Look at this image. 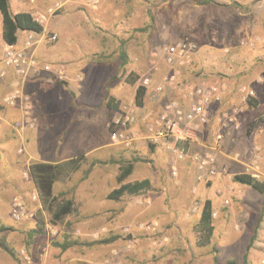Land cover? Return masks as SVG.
Masks as SVG:
<instances>
[{
  "label": "rangeland",
  "instance_id": "rangeland-1",
  "mask_svg": "<svg viewBox=\"0 0 264 264\" xmlns=\"http://www.w3.org/2000/svg\"><path fill=\"white\" fill-rule=\"evenodd\" d=\"M234 2L243 6L236 8ZM10 9L13 14L29 12L44 26L41 34L18 33V46H25L32 38L38 42L37 59L51 66V72L40 74L66 81L65 61L88 57L97 62L103 56L99 53L106 48L112 52L107 54L110 67L106 73L114 75V82L125 85L130 75L138 77L136 85L128 88L132 100L140 78L149 77L155 89L175 73L164 59L166 47L185 39L195 42L196 55L191 63L180 67L176 84L167 86L159 96L152 88L148 91L156 103L154 115H140L135 101L119 103L135 111L133 129L142 135L135 145L149 147L146 126L168 101L182 97L190 85L213 82L225 86L219 108L222 110L215 111L209 123L213 136L224 114L235 113L239 125L228 141L236 138L239 144L230 153L241 158L245 147H251L245 161L259 156L264 165V129L252 132L250 124L259 122L264 127V0H213L207 5L194 0H10ZM2 34L0 13V49L5 44ZM53 35L57 36L55 43L45 41ZM121 45L127 53L122 65ZM57 88L70 95L66 87ZM94 88L98 86L92 85V105L98 104L105 93ZM14 90L0 89V111L12 108L5 104V98ZM249 91L255 92L254 99L259 97L258 107L250 112L244 101ZM95 113L100 114V119L85 116L75 120L72 115L73 122L67 125L62 153L66 157L80 154L88 158L56 182L55 194L60 201L73 200L76 209L58 222L44 212L42 234L30 236L40 223L37 214L43 208L30 175L33 160L14 166L7 158L0 159V226L7 228L0 233V240L15 254V258L11 257L0 246V264H264V197L233 182L235 175L245 172V166L224 165L221 171L226 169L227 173L217 175H222L224 184L215 188V178L207 183L198 181V168L191 157L179 159L165 147L172 161L166 177L154 164L148 165L149 155L142 153L136 163L137 175L120 183L119 175L129 165L124 157L132 147L114 144L110 134L115 150H94L106 138L102 112ZM108 113L113 119L118 115L117 110ZM21 119L12 123L13 130L22 131L16 128ZM54 130L38 138L40 142L31 140L28 147L37 158L63 159L62 153L43 147ZM257 137H262L263 144ZM19 152L23 154V150ZM215 157L217 164L216 153ZM181 161L190 162L188 172H183L185 164L181 168L176 165ZM145 178L153 180L151 191L109 199L110 193L122 184ZM207 200L217 206L213 209L214 233L210 243L201 245L203 236L198 225ZM17 203L24 209L20 218L14 214ZM115 236L119 239L113 243L76 246L67 251L53 245L66 237L91 243Z\"/></svg>",
  "mask_w": 264,
  "mask_h": 264
},
{
  "label": "crops",
  "instance_id": "crops-1",
  "mask_svg": "<svg viewBox=\"0 0 264 264\" xmlns=\"http://www.w3.org/2000/svg\"><path fill=\"white\" fill-rule=\"evenodd\" d=\"M20 36L18 34V43L20 44ZM125 43V42H122ZM6 43L0 49V55L3 51V48L5 47ZM112 52H107L106 48H103L101 50V53L99 55H103L102 58H100L97 62H94L92 59L86 57H79L74 58L73 60L65 61L64 66L66 67V82L65 84H60L58 80H53L50 75L47 74H31L26 79H21L19 76L15 75L12 69L8 70V75L4 80L0 79V89H7V88H21L27 95L30 96L32 99V118L35 120L34 126H26L22 131H15L11 127L12 123L17 121L18 119L23 117V113L21 110V106H16L12 108L5 107L1 108L2 111H0V159H9V161L12 162V164L15 166L18 163H23L27 161V159H31L34 162L39 163H47V164H63L64 162L84 157L88 158L86 155H77L75 157H66L64 153V147L66 145V135H67V125L71 124L73 122V117L75 120H78L81 118L84 119L85 116L93 117L95 119H100L99 116H96L95 111L99 110L102 112V118H104V129L106 133V138L103 139V141L96 147L94 150H115L113 148L114 146L110 142V124L113 120V117L109 115L108 111H112L114 109H111L108 107V101L110 99H113L115 102L122 103L132 101L136 102V95L134 99L132 100V94L131 90L128 89L130 84H123L119 81L114 82V75L107 74L106 70L107 67H110L107 65V54H111ZM126 50L125 46L121 45L119 49V60H121L122 63H126ZM117 63V61H116ZM118 64V63H117ZM61 72V71H60ZM61 73H64L63 70ZM114 82V83H113ZM211 84L217 85L213 82H209ZM5 85L6 87H4ZM64 86L66 87L70 95H66L65 92L60 91L57 86ZM92 85L98 86V88H94L95 90L105 91L104 96L100 100H98V104H91L92 96L94 93H91L92 91ZM109 86V87H107ZM219 86V85H217ZM91 87V88H90ZM103 88V89H102ZM152 90L154 91L153 83H152ZM219 88L223 89L221 99L219 101H214L211 105V109L209 112V120L208 124L204 127H200L196 132V137L194 142H192L190 149V156L192 159L195 155L203 153V152H211L214 136L212 130H210V119L212 115H214L215 111H221L222 109L220 106L222 105V101L224 100V89L225 86H219ZM150 89L146 92V97L144 100L143 106H138L139 114L142 115V113H147V115L153 114L154 107H155V100L152 96L149 95ZM93 91V92H94ZM155 92V91H154ZM187 92V91H186ZM137 93V91H136ZM255 93V92H254ZM187 94L184 93L183 96L176 98L177 100H180L184 103L188 102ZM258 100L259 97L257 96ZM91 99V100H90ZM257 100V101H258ZM93 100L92 102H94ZM121 101V102H120ZM247 104L246 110L248 112L251 111V108L254 109L251 105ZM258 107V106H257ZM256 107V108H257ZM255 108V109H256ZM96 109V110H95ZM102 109V110H100ZM91 110H94V112ZM247 112V113H248ZM73 115V117H72ZM154 115V114H153ZM252 125V132L260 133L264 129L263 126H261L262 123H255L251 121L250 123ZM63 126V127H62ZM60 127H62L60 129ZM262 127V128H261ZM56 128V130H54ZM259 129H261L260 132H256ZM51 130H54L52 132L51 138L49 141H45V146H43L46 150L50 149L51 151H56L58 153L63 154V159L61 161L58 160H47V159H39L36 157L35 151H32L29 149L28 145L31 144V140H35L40 138L46 133H50ZM234 131V129H229L228 131L224 132L227 133L228 136H224V146L223 149L219 152H216L217 156V166L220 168V170L224 167H244L249 162H251L252 159H249L248 161H245L244 158H247V154H249L250 148L245 147L246 149L243 150V156H239L237 154L236 156H233L230 153V150L233 148L235 149L237 144H239V140L236 138L233 139L231 142L228 141L229 135ZM252 134V133H251ZM257 136V134H256ZM257 141L261 145V139L262 137H257ZM213 139V140H212ZM261 139V140H260ZM40 142V140H38ZM36 143V142H35ZM43 143V142H42ZM263 144V143H262ZM251 145H254V143ZM232 146V147H231ZM249 146V145H248ZM40 147V146H39ZM19 150H23V154L19 152ZM117 151V150H116ZM129 154H126L124 158H128L127 161L130 165L133 166V171L130 176L135 177L137 175V162L141 160L139 157L142 155V153L148 154V165L154 164L157 168L161 169V176L166 177L169 171V166L172 165L171 156L168 154L165 147L158 146V147H149L144 146L143 143H139L134 145L130 152H127ZM151 155V156H150ZM122 156H120L121 158ZM139 157V158H138ZM257 157V156H256ZM255 157V158H256ZM7 158V159H6ZM193 161V160H192ZM122 160L119 162L121 163ZM124 162V161H123ZM185 164V167L183 169V172L186 173V171H189V168H191L190 162L188 161H181L180 165L176 163L177 166L180 168ZM31 166V165H30ZM197 166V165H196ZM30 170V168H29ZM198 173V170H197ZM221 174V173H220ZM215 178V179H214ZM213 182L215 185V188H218L223 186L224 179L222 178V175L214 177ZM150 180L153 184V180L150 178H145L143 180ZM143 180H135L137 181H143ZM234 182V181H233ZM56 188V184L54 186V194ZM243 188L246 189H252L249 186H243ZM253 190V189H252ZM254 191V190H253ZM56 195V194H55ZM57 196V195H56ZM212 202V207L214 210H216V207Z\"/></svg>",
  "mask_w": 264,
  "mask_h": 264
},
{
  "label": "built area",
  "instance_id": "built-area-1",
  "mask_svg": "<svg viewBox=\"0 0 264 264\" xmlns=\"http://www.w3.org/2000/svg\"><path fill=\"white\" fill-rule=\"evenodd\" d=\"M48 43H55L57 36L53 35L46 38ZM36 44L38 42L29 38L25 46L6 44L0 55V79L4 80L8 75V70L12 69L15 75L21 79H26L31 74H40L41 72H51L52 68L48 64L41 63L36 57ZM198 48L195 42L191 40H181L165 48L164 59L169 66L174 68L175 73L168 75L164 81L158 85L154 91L159 96L164 92L167 86L176 84L180 67L191 63L196 55ZM139 87L150 89L152 80L149 77H143L139 80ZM188 102L180 100L168 101L160 114L146 126L145 139L150 145L155 147L164 146L174 156L179 159H185L190 156L192 142L196 137V132L200 127L208 124L209 112L214 101L221 99L222 91L219 86L203 81L198 84L190 85L187 88ZM255 97L253 91L246 93L244 101ZM5 104L11 107L21 106L23 117L16 123V128L24 129L26 126H34L35 120L32 118V102L21 88L12 91L6 98ZM118 115L114 117L110 124L111 139L114 144L131 148L142 138L140 133L134 131L133 126L136 122L135 111L128 105H121L117 110ZM220 128L214 133V144L211 152L197 154L194 156L199 182H209L219 173H227L226 169L219 170L216 164L215 153L223 148L224 131L237 129L238 121L236 114H224L219 120ZM244 174L250 175L258 181L264 182V165L259 156L254 158L245 166ZM21 203L16 204L14 214L20 218L24 214ZM215 215V214H214Z\"/></svg>",
  "mask_w": 264,
  "mask_h": 264
},
{
  "label": "trees",
  "instance_id": "trees-1",
  "mask_svg": "<svg viewBox=\"0 0 264 264\" xmlns=\"http://www.w3.org/2000/svg\"><path fill=\"white\" fill-rule=\"evenodd\" d=\"M201 5L210 4L213 0H194ZM236 8H241L243 5L234 2L232 4ZM0 13L3 16V39L6 44L17 45L18 33L20 31H28L41 34L44 31V26L29 12H20L13 14L10 9V0H0ZM145 30V29H144ZM127 83L130 85H136L138 77L130 75L127 78ZM60 84H65L64 81H59ZM147 89L138 87L136 93V105L143 106L146 97ZM247 103L252 107L258 106V101L254 98H249ZM108 107L114 110H118L120 104L113 99L108 101ZM151 147H155L150 145ZM84 160V157H79L70 160L63 164H47L34 162L30 166V175L35 184L39 199L43 205V208L38 211L37 217L40 223L36 228L31 231V238L42 234L45 230V218L44 212L52 214L54 221L58 222L63 220L67 215L72 214L75 211V202L73 200H59V197L54 194V186L57 181L64 178L70 170L78 169L80 162ZM133 166L126 165L120 175L119 182L122 183L128 176L132 174ZM234 182L241 185L249 186L254 191L260 193L264 197V182L255 180L248 174H237L233 178ZM152 190V183L146 179L143 181H137L134 183L122 184L120 188L115 189L110 193L109 199L119 200L124 195L137 196L149 192ZM214 212L212 202L207 200L203 206L201 219L199 222V228L202 233V244L206 245L211 242V238L214 233ZM7 230L4 226H0V233ZM119 239V236H115L108 240H100L97 242H80L77 239H71L66 237L62 242H54L53 245L60 248L62 251H67L76 246H92L95 244H109ZM0 246L11 256L15 258L14 252L0 240ZM17 258V257H16Z\"/></svg>",
  "mask_w": 264,
  "mask_h": 264
}]
</instances>
